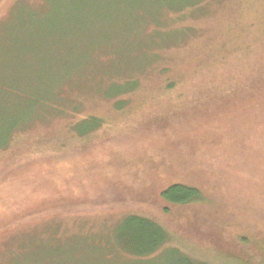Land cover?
<instances>
[{"label": "rangeland", "instance_id": "1", "mask_svg": "<svg viewBox=\"0 0 264 264\" xmlns=\"http://www.w3.org/2000/svg\"><path fill=\"white\" fill-rule=\"evenodd\" d=\"M159 4L0 0V79L61 81L48 109L0 94V143L23 127L0 148V264H264V0ZM172 185L204 200L167 204ZM128 216L168 242L132 256Z\"/></svg>", "mask_w": 264, "mask_h": 264}, {"label": "trees", "instance_id": "2", "mask_svg": "<svg viewBox=\"0 0 264 264\" xmlns=\"http://www.w3.org/2000/svg\"><path fill=\"white\" fill-rule=\"evenodd\" d=\"M149 1H158L160 6L162 7H166L171 10L174 9H178L181 10L185 7L189 8V9H196L198 7V3H200L201 1L198 2H192L190 3L189 1L185 3H181L179 6L176 7H170L168 0H139L137 2L139 3H146ZM136 0H121V6H122V10L124 8V12L127 13L128 15H131V13H133V10L130 9V7L132 5H134L135 3H137ZM172 4V3H171ZM134 9V8H133ZM138 10V9H137ZM37 11V10H36ZM139 13L142 16H147L150 15L152 16V20L155 19L156 17H159L160 14L158 12L153 13L155 11V9H153V6H149V7H143L141 6V8L139 9ZM138 11H136L137 13ZM135 13V12H134ZM43 16V15H42ZM48 28V27H47ZM61 28V26H60ZM43 31H45L44 29H42ZM54 33H59L60 34V39L56 43H52L54 46V48H59L58 54L60 56V61L59 64L65 65L64 62V57L65 55H67L69 52H71L70 50H66L67 48H71V47H66L68 44L70 45L71 43H73L69 38L68 35L66 34V32L62 31V32H53ZM52 35V34H49ZM44 37V36H43ZM0 54L3 53L2 49H6L5 44L2 43V41L0 42ZM61 50V51H60ZM84 61V60H83ZM70 72H67V76H69ZM129 80V79H126ZM51 81V80H50ZM50 81H36L33 83L34 86V90L32 89H28L27 92V88L23 89L19 86H16L14 84H10L7 83V80H3L0 79V94L3 95V97H6V95H18L19 97H24L25 100L29 101L30 105V110L32 111L33 109H48V106L50 104L49 100H50V94L51 92H53L54 90L57 91L60 87H57V84L60 83L59 81H53L52 83ZM132 80L129 81H125L123 83H117L114 82L107 90L106 92L104 91L105 97L107 99H111L113 97H118L119 95H121L123 92L130 90L131 87H133V81ZM45 84H49V89L45 88ZM25 90V91H24ZM34 111V110H33ZM36 113V112H35ZM35 116V114L33 115ZM87 125L88 129L84 130L83 133L90 131V129L94 128L98 123L93 119V120H85L84 123H82L81 125ZM12 124L10 125V127L7 128V134L5 135L6 137L3 139L2 138V142L0 143V148L2 146L7 145L9 136L11 133H13V131L17 130H21L22 128H19V125H15ZM5 134V133H4ZM3 134V135H4ZM2 135V136H3ZM160 198L163 202L170 204V205H176V206H184V205H189V204H193V203H200L202 202L204 199L201 197V194L194 188L191 187H187V186H183V185H172L167 187L165 190H163L160 193ZM125 221H127V228H126V233L127 236L124 240H122L126 252H128L129 254H131L134 257H145V256H149L152 255L154 253H156L158 250H160L161 248H163V246L168 242V235L165 232V230L158 225L157 223H155L154 221L150 220V219H145V218H141L138 216H128L125 217ZM120 240V241H121ZM135 241V243L140 246L141 248H143L142 250H135L133 251V242ZM138 242H140V245L138 244ZM121 247V246H120ZM184 262L183 263H179V264H203V263H196L191 261L190 259H188L187 257L183 258Z\"/></svg>", "mask_w": 264, "mask_h": 264}]
</instances>
